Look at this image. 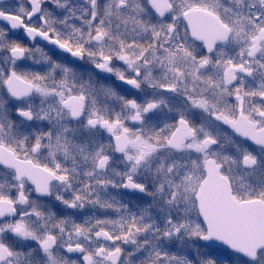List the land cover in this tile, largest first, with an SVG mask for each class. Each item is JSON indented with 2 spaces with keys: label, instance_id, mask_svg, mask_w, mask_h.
<instances>
[{
  "label": "snow or ice",
  "instance_id": "obj_1",
  "mask_svg": "<svg viewBox=\"0 0 264 264\" xmlns=\"http://www.w3.org/2000/svg\"><path fill=\"white\" fill-rule=\"evenodd\" d=\"M0 264H264V0H0Z\"/></svg>",
  "mask_w": 264,
  "mask_h": 264
}]
</instances>
